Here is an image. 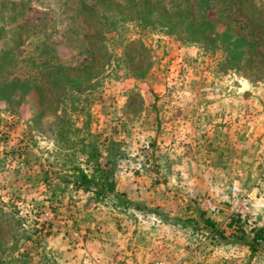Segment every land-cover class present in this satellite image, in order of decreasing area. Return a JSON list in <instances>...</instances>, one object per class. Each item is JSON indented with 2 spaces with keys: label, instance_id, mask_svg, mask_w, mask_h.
<instances>
[{
  "label": "rangeland",
  "instance_id": "rangeland-1",
  "mask_svg": "<svg viewBox=\"0 0 264 264\" xmlns=\"http://www.w3.org/2000/svg\"><path fill=\"white\" fill-rule=\"evenodd\" d=\"M262 225L264 0H0V264H264Z\"/></svg>",
  "mask_w": 264,
  "mask_h": 264
},
{
  "label": "trees",
  "instance_id": "trees-1",
  "mask_svg": "<svg viewBox=\"0 0 264 264\" xmlns=\"http://www.w3.org/2000/svg\"><path fill=\"white\" fill-rule=\"evenodd\" d=\"M212 22V20H211ZM193 24V21L189 19V21H186V23L183 24L185 27H189ZM213 24V23H210ZM230 31H228V34ZM241 37V36H240ZM244 39L241 37L236 41L238 45H244L245 42L243 43ZM68 126V125H67ZM65 126V122H61L59 125V128L57 129V135L60 137L61 133L65 132L64 128L67 127ZM62 133V134H63ZM99 155V152L95 149V147H92L91 151L87 155V160H92V158H97ZM109 161L104 162L103 164L96 163V165L92 169V173L88 175L87 173L84 172L83 169L81 168H76L75 173L72 175V184L74 185L75 188H79L82 186H86L88 184H93L94 185V190L91 192L93 194L94 199H102L103 197H106L108 194L113 195L112 197L114 198L116 195H119L120 197L123 196L121 193H116L114 191V182L112 180V175L109 167L107 164ZM124 203L127 202L126 199H122ZM137 206V207H136ZM134 205L135 208H141L139 205ZM145 208L142 207V210ZM156 214L158 216H161L162 214L159 213L157 210ZM199 217L202 219L203 224L206 227L214 228V222L208 219L207 217H203V212H198ZM189 221V220H186ZM238 222V218H233L231 217L230 220L227 222V224L230 226L233 223L236 224ZM252 237H251V243L248 244V248L250 249L251 252H254L256 250V246L259 244H264V227L263 225L261 227H258L256 229H252Z\"/></svg>",
  "mask_w": 264,
  "mask_h": 264
},
{
  "label": "built area",
  "instance_id": "built-area-1",
  "mask_svg": "<svg viewBox=\"0 0 264 264\" xmlns=\"http://www.w3.org/2000/svg\"><path fill=\"white\" fill-rule=\"evenodd\" d=\"M204 207L208 208L210 211L215 210V207H213L208 201L204 203ZM236 211L240 212L241 208H238ZM149 264H172V262L166 259L157 258V259L151 260Z\"/></svg>",
  "mask_w": 264,
  "mask_h": 264
},
{
  "label": "crops",
  "instance_id": "crops-1",
  "mask_svg": "<svg viewBox=\"0 0 264 264\" xmlns=\"http://www.w3.org/2000/svg\"><path fill=\"white\" fill-rule=\"evenodd\" d=\"M227 216V215H226ZM226 216L224 217V218H226ZM210 220H212V221H214V219H213V217L212 218H209ZM228 219V218H227ZM222 229H224V228H226V231L227 232H225V234L227 233H233V232H235V231H233L234 229H232V228H229V227H227V226H223V227H221ZM106 254V247H104V245H101L100 247H99V251H98V253L96 254V256L98 257V258H101V257H104V255ZM108 254V253H107ZM101 264H102V261L100 262Z\"/></svg>",
  "mask_w": 264,
  "mask_h": 264
}]
</instances>
